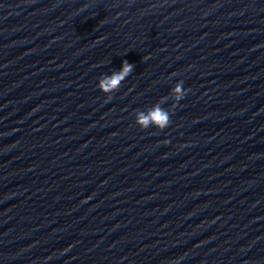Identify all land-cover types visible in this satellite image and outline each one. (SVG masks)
Segmentation results:
<instances>
[{"label": "clouds", "instance_id": "9594fccd", "mask_svg": "<svg viewBox=\"0 0 264 264\" xmlns=\"http://www.w3.org/2000/svg\"><path fill=\"white\" fill-rule=\"evenodd\" d=\"M134 65L128 61L122 62V67L118 71H113L110 75H102L96 87L105 94L107 100L112 99V94L117 92L122 82L134 71ZM175 75V74H173ZM190 89L184 87L183 80L178 81L170 90L169 94L161 97L155 104L146 110H137L135 112V123L141 129H149L154 127L164 130L171 124L170 112L166 110L164 105L169 99L174 101L172 107L175 108L182 101ZM179 259H183L180 257Z\"/></svg>", "mask_w": 264, "mask_h": 264}]
</instances>
